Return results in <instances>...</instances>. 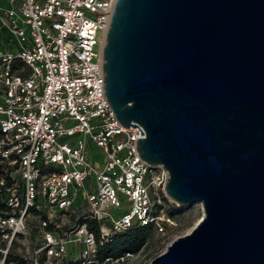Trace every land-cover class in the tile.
Instances as JSON below:
<instances>
[{
  "label": "built area",
  "instance_id": "1",
  "mask_svg": "<svg viewBox=\"0 0 264 264\" xmlns=\"http://www.w3.org/2000/svg\"><path fill=\"white\" fill-rule=\"evenodd\" d=\"M115 1L0 0V264H105L124 256H97L113 234L174 224L168 170L105 95Z\"/></svg>",
  "mask_w": 264,
  "mask_h": 264
},
{
  "label": "water",
  "instance_id": "2",
  "mask_svg": "<svg viewBox=\"0 0 264 264\" xmlns=\"http://www.w3.org/2000/svg\"><path fill=\"white\" fill-rule=\"evenodd\" d=\"M103 76L165 194L203 209L149 264H264V0H116Z\"/></svg>",
  "mask_w": 264,
  "mask_h": 264
},
{
  "label": "rangeland",
  "instance_id": "3",
  "mask_svg": "<svg viewBox=\"0 0 264 264\" xmlns=\"http://www.w3.org/2000/svg\"><path fill=\"white\" fill-rule=\"evenodd\" d=\"M90 156L96 162H102L104 155L102 151L91 145ZM174 224H167L165 232H159L154 227L148 231L147 237L141 247L134 252H124L123 258L115 261L114 259L105 264H149L150 261L163 252L167 245L178 235L189 232L198 217L202 213L200 203L177 205L173 208ZM130 254V255H129Z\"/></svg>",
  "mask_w": 264,
  "mask_h": 264
},
{
  "label": "trees",
  "instance_id": "4",
  "mask_svg": "<svg viewBox=\"0 0 264 264\" xmlns=\"http://www.w3.org/2000/svg\"><path fill=\"white\" fill-rule=\"evenodd\" d=\"M175 207L176 206H171L167 210V213L172 217L175 213V211H173ZM151 227V225H133L123 231L113 234L108 241L97 246V256L100 259L109 256L114 258L122 255L124 252L137 251L144 243Z\"/></svg>",
  "mask_w": 264,
  "mask_h": 264
},
{
  "label": "bare ground",
  "instance_id": "5",
  "mask_svg": "<svg viewBox=\"0 0 264 264\" xmlns=\"http://www.w3.org/2000/svg\"><path fill=\"white\" fill-rule=\"evenodd\" d=\"M198 203H200V202H198ZM200 205H201V203H200ZM201 208H202V206H201ZM202 215H203V209H202V213H201V215L198 217L197 220H199V219L201 218ZM129 255H130V254H129Z\"/></svg>",
  "mask_w": 264,
  "mask_h": 264
}]
</instances>
